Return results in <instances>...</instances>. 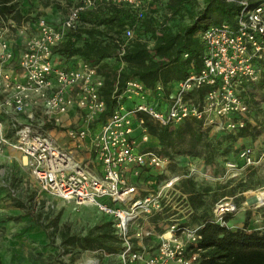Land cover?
Segmentation results:
<instances>
[{
    "label": "built area",
    "instance_id": "obj_1",
    "mask_svg": "<svg viewBox=\"0 0 264 264\" xmlns=\"http://www.w3.org/2000/svg\"><path fill=\"white\" fill-rule=\"evenodd\" d=\"M126 1L139 7V0ZM236 2L239 9L234 24H211L199 33L204 48L201 66L175 83L169 98L163 100L165 105L156 108L149 103V89L137 79H128L120 91L115 82L111 91L115 106L97 130L93 124L105 109L104 80L97 66L78 60L67 68L52 56V48L67 31L77 28L80 12L92 0L70 6L57 24L42 16L32 20L25 16L17 22L0 13V116L5 118H0V152L5 148L20 152L39 189L47 195L91 205L108 216L119 244L108 255L115 256L117 264H193L198 256L194 248L203 223L179 221L172 202L182 175L170 173L157 187L140 194L126 173L137 176L142 168L165 169L167 159L147 147L145 118L170 127L193 118L219 132L246 127L243 84H255L264 77V2ZM141 15L139 11L137 17ZM13 32L25 38L18 51L9 38ZM124 36L132 38L133 29L126 28ZM201 88L206 89L200 98L190 95ZM155 89L160 93L162 86L157 84ZM126 100L130 105H124ZM36 101L47 120L58 121L70 111L79 112L81 125L66 128L65 136L79 149L87 141L92 159L86 163L72 159L69 152L35 129L37 118L31 107ZM236 156L239 162L224 163L223 176L240 177L249 167L264 162V149L255 152L253 147L243 146ZM92 163L99 165V171L89 166ZM236 210L232 198L224 196L211 207L209 220L227 226L225 217ZM169 211L168 222L151 220ZM155 225L164 231L152 235ZM81 264H99V258Z\"/></svg>",
    "mask_w": 264,
    "mask_h": 264
},
{
    "label": "trees",
    "instance_id": "obj_2",
    "mask_svg": "<svg viewBox=\"0 0 264 264\" xmlns=\"http://www.w3.org/2000/svg\"><path fill=\"white\" fill-rule=\"evenodd\" d=\"M139 1L137 8L126 0H92V4L80 12L77 28L67 31L64 39L52 48V56L62 66L74 67L78 60L97 66V72L104 80L105 109L95 120L94 130L112 113L115 100L111 98V91L115 82L120 91L128 79H137L149 89L147 101L161 108L175 83L200 68L204 48L199 33L211 24H234L239 9L236 0ZM248 2L255 5L264 0ZM139 11L142 12L140 18L137 17ZM0 13L16 21L28 16L18 13L12 0H0ZM45 20L54 24L48 18ZM128 27L133 29V37L129 39L124 36ZM184 54L187 55L184 57ZM157 84L162 86L160 93L155 89ZM256 84L264 87V77L255 84L244 82L243 87ZM205 89L194 90L190 95L200 98ZM241 96L248 101L246 92H241ZM144 125L149 134L148 143L157 141L156 145H148V149L168 157L197 155L201 147L207 151L206 159L211 161L218 153L226 155L230 151L229 147L223 150L219 140H227L231 135L220 132V138L203 139L210 127L193 118H187L175 127L160 126L145 118ZM183 143H187L186 150L178 147ZM241 186L248 188L243 182ZM191 191L194 198L188 197L189 202L204 209V214H200L201 239L194 248L198 256L193 264H264V229L247 231V219L242 227L233 229L210 221L203 199L208 188L197 189L192 185ZM228 218L225 217L226 221ZM107 219L84 236L65 233L62 237L67 244L115 252L119 244L113 234V221Z\"/></svg>",
    "mask_w": 264,
    "mask_h": 264
},
{
    "label": "rangeland",
    "instance_id": "obj_3",
    "mask_svg": "<svg viewBox=\"0 0 264 264\" xmlns=\"http://www.w3.org/2000/svg\"><path fill=\"white\" fill-rule=\"evenodd\" d=\"M12 1L18 13L22 12L29 17H40L52 8L61 18L70 6L82 0H36L34 5L30 2L28 4L27 0ZM9 38L14 40L18 36L13 32ZM24 39L23 37L20 43ZM244 90L249 98L247 102L244 99L248 107L246 127L241 131L224 132L222 134H229L231 137L227 139L228 141L219 140L222 149L230 148L229 154L224 155L220 152L210 161L206 159L207 151L201 147L198 148L197 155L175 154L168 157L156 151L167 159L165 169H140L132 182L138 193L150 191L168 174L178 173L182 176L177 185V196L172 202L177 207L179 221L187 224L202 222L200 214H204V209L192 206L188 199L194 198L192 185L197 189L208 188V192L203 196L207 208L205 214L210 213L208 217H211L209 208L218 199L227 196L232 198L237 207L229 216H233L239 209H244L247 214L257 212L261 220L264 217V205L255 207V201L251 202L250 198L257 190L264 188V162L249 167L240 177L223 176L224 163L232 159L234 161L237 152L243 146H251L255 152L264 149V87L256 84ZM130 103L126 100L124 105ZM31 110L35 111L37 118L35 129L38 132L69 152L72 159L86 163L89 158L85 154L87 150H80L65 136L66 128L81 125L82 117L79 112L70 111L61 115L58 121H52L44 116L39 101H36ZM222 134L210 127L205 136L203 135V139L220 138ZM178 147L186 150L188 146L187 143H183ZM3 153L4 151L0 152V264H81L91 257H98L99 264H117L115 256L108 255L112 252L104 250L103 254L101 248L87 249L78 244H67L62 237L65 233L84 236L89 230L106 222L108 216H104L91 205L62 201L47 195L39 189L28 165L15 163L13 159L6 160ZM242 182L248 186L247 189L242 188ZM169 214L170 211L151 220L155 222L158 219L165 223L169 220L167 218ZM231 219L235 221V218ZM162 231L164 228L157 225L151 229L152 235Z\"/></svg>",
    "mask_w": 264,
    "mask_h": 264
},
{
    "label": "crops",
    "instance_id": "obj_4",
    "mask_svg": "<svg viewBox=\"0 0 264 264\" xmlns=\"http://www.w3.org/2000/svg\"><path fill=\"white\" fill-rule=\"evenodd\" d=\"M29 2H30L31 5L32 4L34 5V3H36V0H27L28 4H29ZM32 15H34V14L32 13ZM42 16L45 17V18H48L50 21H54V24H57L63 17L62 16L60 18V15L56 14L52 8H49L48 12L46 11V14L42 15ZM10 40H11V44L14 47V49L18 51L20 49V47H21V43H20L21 37L14 38V40L13 39H10ZM18 44L20 46H17ZM163 105H165L164 101H162V106ZM0 118L5 120V118L3 116H0ZM150 143H147V145H156L157 141L154 140V141H152ZM83 149H85V150L89 149V143L87 141H85L83 143V146L80 147V150H83ZM85 154L88 157H90V159L93 158V156H89L90 155L89 151H87ZM3 155H4L3 158L6 159V160L7 159H13L15 161V163L22 164L24 166L27 165L26 164V158L20 152H18L16 150H13L11 148H5ZM1 158H2V156H1ZM234 161L239 162V159H238L237 156H235ZM90 165H91V167L93 169H95L96 171H99L100 168H99V165L97 163H94V164L92 163ZM126 175L128 176V180L132 183L133 179L135 178V176H133L131 173H128V172L126 173ZM254 198H255L254 196H252L250 198L251 202H254ZM255 207H258V206H255ZM255 213H257V212L252 211V212H250V214H247L246 210L239 209L233 216H229V218L227 219V223H228L227 227H229L231 229L237 228V227H242L243 224H244L245 219H247V231H251V230H254V229H264V217H262L261 220H260L259 216H258L259 214L257 213V215H255ZM231 218H235V221L234 220L232 221ZM159 223H163V222L159 221Z\"/></svg>",
    "mask_w": 264,
    "mask_h": 264
},
{
    "label": "bare ground",
    "instance_id": "obj_5",
    "mask_svg": "<svg viewBox=\"0 0 264 264\" xmlns=\"http://www.w3.org/2000/svg\"><path fill=\"white\" fill-rule=\"evenodd\" d=\"M254 197V201L257 206L264 204V188L257 190Z\"/></svg>",
    "mask_w": 264,
    "mask_h": 264
}]
</instances>
